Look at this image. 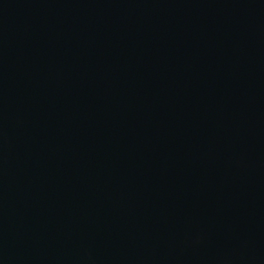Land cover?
I'll use <instances>...</instances> for the list:
<instances>
[{"label": "water", "instance_id": "water-1", "mask_svg": "<svg viewBox=\"0 0 264 264\" xmlns=\"http://www.w3.org/2000/svg\"><path fill=\"white\" fill-rule=\"evenodd\" d=\"M0 264H264V0H0Z\"/></svg>", "mask_w": 264, "mask_h": 264}]
</instances>
